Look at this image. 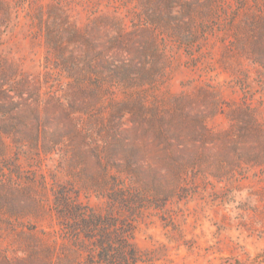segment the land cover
I'll return each instance as SVG.
<instances>
[{
    "label": "rangeland",
    "instance_id": "1",
    "mask_svg": "<svg viewBox=\"0 0 264 264\" xmlns=\"http://www.w3.org/2000/svg\"><path fill=\"white\" fill-rule=\"evenodd\" d=\"M0 63V264H264V0H0Z\"/></svg>",
    "mask_w": 264,
    "mask_h": 264
},
{
    "label": "trees",
    "instance_id": "2",
    "mask_svg": "<svg viewBox=\"0 0 264 264\" xmlns=\"http://www.w3.org/2000/svg\"><path fill=\"white\" fill-rule=\"evenodd\" d=\"M162 1H164L165 3V0ZM157 18L158 16L155 19L151 20V24L162 26L161 22H159V19ZM68 67H70V65ZM108 71L111 75L115 74L116 79H123L126 78V76L128 75L127 67L126 70L121 68L113 70V65H111L108 67ZM7 75V71L5 70V68H3L2 64L0 63V137L1 139H17L14 142L16 143V145L21 147V145L24 143V138L20 139L17 137V135H24V115L26 114V112H28L33 115V117H35L37 122L42 123L43 120L47 118V109L45 108L47 106L43 108L45 115H42V109L40 108V106L34 105L30 102V99H33L36 102L39 101V92H30L28 96H26V90L24 88V85H22L24 84V81L22 84L11 86L8 84ZM52 103L54 104L53 99L46 102L45 105H49ZM56 103H58L59 106H64V103L61 100L57 99ZM20 105H26V108H20Z\"/></svg>",
    "mask_w": 264,
    "mask_h": 264
}]
</instances>
